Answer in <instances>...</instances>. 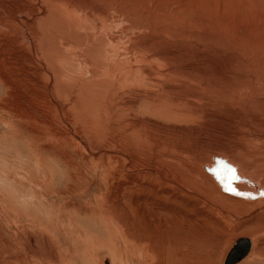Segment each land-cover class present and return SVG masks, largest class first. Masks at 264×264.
Returning a JSON list of instances; mask_svg holds the SVG:
<instances>
[{"label": "rangeland", "instance_id": "obj_1", "mask_svg": "<svg viewBox=\"0 0 264 264\" xmlns=\"http://www.w3.org/2000/svg\"><path fill=\"white\" fill-rule=\"evenodd\" d=\"M27 1L47 8L52 0ZM70 4L79 14L87 12L88 4L89 10H97L105 21L100 33L110 34L111 40L127 49L120 57L125 63L132 60L153 67L154 59L163 67L177 65L192 72V83H184L179 91L182 95L176 97L190 104L200 97L197 107L203 108L189 121H161L160 132H172L167 136L175 138L169 143L184 145L186 137L194 142V133L197 143L209 142L208 135L221 138L208 124L212 115L226 118L237 133L248 137L260 131L256 125L264 123V0H72ZM80 40L78 53L90 59L94 46L82 37L77 42ZM4 41L0 31V42ZM217 67L224 69L220 76ZM16 68L12 70H19ZM95 76L98 70L89 66L86 81H98ZM220 78L226 81L225 94L216 93L211 85ZM130 86L127 81L119 86L117 96L113 93L118 97L117 106L127 101L123 94L127 95ZM25 97L0 93V106L5 107H0V264H222L239 238L250 239L252 249L238 264H264L263 219L221 222L210 218L204 203L196 205L198 190L203 186L214 189L213 184L188 178L184 184L192 188L188 196L194 194V208L185 209L181 204L174 211L168 193L161 190L169 191L170 182L165 180L169 169L150 160L155 129L149 131L152 144L144 147L122 126L126 123L121 116L110 109L102 114L107 119L99 120V128L94 129L72 108L71 101L61 102L63 118L69 123L64 127L57 111L50 108L47 113L43 106L42 116L37 115L24 103ZM240 97L244 100L241 109L237 103ZM40 119L49 126L39 124ZM173 126L185 134L179 129L173 132ZM244 146H251L250 140H245ZM165 153L167 165L186 167L184 155L172 159L164 150L159 155ZM148 168H156L158 173H145ZM263 186L264 179L258 184ZM138 196L140 204L136 206ZM144 206L148 214L142 217ZM202 209L206 213L201 216ZM254 209L234 212L247 217Z\"/></svg>", "mask_w": 264, "mask_h": 264}, {"label": "bare ground", "instance_id": "obj_2", "mask_svg": "<svg viewBox=\"0 0 264 264\" xmlns=\"http://www.w3.org/2000/svg\"><path fill=\"white\" fill-rule=\"evenodd\" d=\"M38 1L45 3L48 0ZM71 1L52 0L45 8L44 4L37 7V4H30L27 0H24L23 3L15 0V3L11 5L0 0V31L5 37V41L0 42V93L4 91L11 98L20 94L26 95L24 103L31 105L34 113L40 116H42L43 106H46L44 111L47 113L52 108L58 112V115L60 114L63 121L61 123L64 127L69 126V123L63 118L64 109L61 102L71 101L72 108L80 113L82 119L91 122L94 129L99 128V120L107 119H103L102 114L110 109L121 116L122 121L126 123H122V126L128 129L127 132L134 133L135 140L144 147H149V143L152 144L149 131L155 129L154 152H151L153 159L150 160L157 165L160 164L159 167L165 164L169 169V172L166 171L167 179H165L170 182L169 191L167 189L161 190L163 194L168 193L169 203L174 206L175 212L182 206L181 204H184L185 209L188 206L194 208L195 198L196 205L204 203L211 219L214 217L221 222L230 220L236 222L235 224L244 221H247L245 223H254L259 219L264 220V186L258 187V184L264 179V123L257 124L256 129L260 131H254L248 137L244 135V132L237 133L239 130L236 132L235 126L233 127L232 123H228L226 118L221 116L216 119V115L215 117L212 115V117H208L209 122H207L214 127L215 131L220 132L221 138H218L219 135H217L218 137L215 136L216 139H214L208 135L209 142L200 141L197 143L198 135L194 133V142L186 137L187 141L184 145L183 143L179 145L169 143L175 141V138L167 136L173 135L172 132H160L161 128L158 127L162 125L161 121L167 120L171 123L189 121L199 109L197 101H200L198 99L200 97H194L195 101L192 104L185 101L183 103V100L176 97L177 94L182 95L179 91L184 83H192L190 78L192 72L189 73L186 71L188 69L185 70L183 67H177V65H171L170 69L163 67L154 59L152 62L155 64L151 63L153 67L147 63L143 65L134 63L132 60L125 63L120 57L126 54L127 49L122 44H117L111 40L108 37L110 34L103 35L99 31L100 24H105L104 18L97 13V10H93L94 12L89 10L91 4H88L86 13L79 14L73 7L68 6V4L72 5L70 4ZM79 37L94 46L90 50L92 54L90 59L86 54L78 53L81 52L80 44L82 42L81 40L79 43L77 42ZM118 58L121 60L116 63ZM159 58H161V53ZM174 62H177L176 59ZM134 64L137 68L133 71ZM89 66L98 70V76H95V80L98 81L92 83L86 81ZM14 67L19 70H12ZM223 67H221L222 69L215 68L219 76L224 71ZM98 77L104 78L99 80ZM134 78L137 81L133 82ZM119 79L120 81H118ZM176 79L180 80V83L174 82ZM127 81L131 83V86L125 91L127 95L123 94L127 101L125 100L117 106L115 101L118 98L116 97L117 91L121 90L119 86L124 85ZM225 82L224 78H220L211 85L216 93L225 94L227 93L223 87ZM72 93L75 94L72 95ZM111 97L113 98L111 99ZM243 101L240 97L237 102L240 109ZM203 105L205 106V104ZM202 108L203 106L199 110ZM15 111L17 110L15 109ZM89 112H95L96 115L90 116L88 115ZM200 113L202 114V112ZM205 113L206 116H209L207 112ZM141 114L142 116H140ZM151 117L154 120H151ZM37 122L42 124L44 120L40 119ZM43 125L49 126L46 121ZM215 125H219L220 129ZM227 127L231 128L232 131L227 130ZM178 129L175 126L173 132L176 133ZM73 132L75 131L73 130ZM184 132L185 130H180L181 135L185 134ZM176 135L179 137L178 134ZM74 137L77 138L75 133ZM183 137L185 136L183 135ZM245 140H250L251 146L246 147L247 143L244 146ZM81 142L85 141L81 140ZM166 143L170 144L169 147ZM163 150L168 151V157L172 159L184 155L186 167L182 168L180 164H168V166L166 163L169 160L165 158L167 154L159 155ZM228 152L232 153L233 156H228ZM155 169L148 168L144 172L158 173ZM131 177L134 178V175ZM188 178L204 184L211 183L214 189L203 186L192 198L194 194L188 196L192 188L184 184ZM160 187L161 185L158 186V188ZM233 189L235 191H232ZM237 192L240 194L237 195ZM205 198L210 201H205L207 200ZM222 199L225 202H221ZM135 203L136 206L140 204L139 196ZM141 203L145 205L146 201L143 199ZM240 203L245 205L241 208L236 206ZM150 207H154V203H150ZM252 208H255L253 213L247 217H242L234 212V209L235 211L238 209L243 211ZM217 211H220L221 215H218ZM222 212L225 214L224 216ZM204 213L206 211L202 209L201 216ZM147 214L144 206L140 215L143 217ZM105 220L103 219V221ZM114 220L117 221V217ZM248 240L250 241V239ZM105 262L108 263V261Z\"/></svg>", "mask_w": 264, "mask_h": 264}, {"label": "water", "instance_id": "obj_3", "mask_svg": "<svg viewBox=\"0 0 264 264\" xmlns=\"http://www.w3.org/2000/svg\"><path fill=\"white\" fill-rule=\"evenodd\" d=\"M252 246L248 239L237 240L222 264H238L251 252Z\"/></svg>", "mask_w": 264, "mask_h": 264}, {"label": "snow or ice", "instance_id": "obj_4", "mask_svg": "<svg viewBox=\"0 0 264 264\" xmlns=\"http://www.w3.org/2000/svg\"><path fill=\"white\" fill-rule=\"evenodd\" d=\"M232 191H235V190L233 189ZM236 194L239 195L240 193L237 192Z\"/></svg>", "mask_w": 264, "mask_h": 264}]
</instances>
